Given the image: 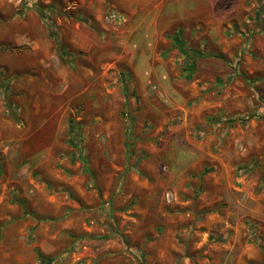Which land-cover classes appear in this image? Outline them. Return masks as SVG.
<instances>
[{"label":"rangeland","instance_id":"374dc122","mask_svg":"<svg viewBox=\"0 0 264 264\" xmlns=\"http://www.w3.org/2000/svg\"><path fill=\"white\" fill-rule=\"evenodd\" d=\"M0 264H264V0H0Z\"/></svg>","mask_w":264,"mask_h":264},{"label":"crops","instance_id":"0c3cea01","mask_svg":"<svg viewBox=\"0 0 264 264\" xmlns=\"http://www.w3.org/2000/svg\"><path fill=\"white\" fill-rule=\"evenodd\" d=\"M47 33L49 34V32L47 31ZM31 193H33L32 189L30 190ZM36 211V210H35ZM33 210V212H35ZM69 212V211H67ZM112 212V211H111ZM110 212V206H103L102 204H100L99 206H97L96 208L92 209V211H87L86 210H82L80 213H78L79 217H76V220L71 221L70 219H67L66 221H69L67 229H80L83 230L81 232H77L78 234H83L85 233L84 230L88 229L90 230V233H95L97 230L98 233H105V231L109 230L108 228L111 226V224H113L114 226L115 223L113 221V217L109 214ZM112 214H115L112 212ZM97 235H100L98 234ZM116 237V239H108L106 241V244L108 243H112L115 244L116 247H112L113 250L109 251V252H115L117 250H122L123 247H128V244H124V238L123 235L118 236L117 234H114ZM46 258L50 257L49 252H42L41 250H39ZM100 252H96L97 253H101ZM99 257V256H98ZM39 258V257H38Z\"/></svg>","mask_w":264,"mask_h":264},{"label":"trees","instance_id":"16d2710c","mask_svg":"<svg viewBox=\"0 0 264 264\" xmlns=\"http://www.w3.org/2000/svg\"><path fill=\"white\" fill-rule=\"evenodd\" d=\"M37 13L39 14V16L42 19V21L44 22V24L46 25L50 37L53 40H56L57 41L58 36H59V32H58V28H57L56 23L50 17L46 16L45 13H43L41 10H39ZM174 43H175V46L179 50H181V52L183 53V55H185V57L187 58V60L188 61H192V60H190V54H189V52L186 51L185 45H184V43L182 42V40L180 39L179 36H175L174 37ZM62 55L63 56L64 55H67V53L64 51ZM190 65H191V68H192V64H190ZM36 251H37V255L39 257V261L41 263H46L47 258L39 250H36Z\"/></svg>","mask_w":264,"mask_h":264}]
</instances>
